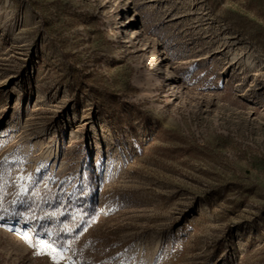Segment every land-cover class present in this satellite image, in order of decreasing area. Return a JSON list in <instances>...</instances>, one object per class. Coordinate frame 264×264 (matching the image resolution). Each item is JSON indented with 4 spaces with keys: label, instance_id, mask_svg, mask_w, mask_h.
<instances>
[{
    "label": "rangeland",
    "instance_id": "374dc122",
    "mask_svg": "<svg viewBox=\"0 0 264 264\" xmlns=\"http://www.w3.org/2000/svg\"><path fill=\"white\" fill-rule=\"evenodd\" d=\"M0 171V264H264V0H0Z\"/></svg>",
    "mask_w": 264,
    "mask_h": 264
},
{
    "label": "snow or ice",
    "instance_id": "6c2138e0",
    "mask_svg": "<svg viewBox=\"0 0 264 264\" xmlns=\"http://www.w3.org/2000/svg\"><path fill=\"white\" fill-rule=\"evenodd\" d=\"M37 171H39V169H37ZM3 175H4V172L0 171V180H2ZM15 182L19 188L20 193H25L29 190L27 185L28 184H34L37 181L35 180V178L31 174H29L27 176H25V175L17 176L15 178ZM3 191H4L3 186H2V184H0V209L3 208V204H2ZM21 199H22V197L18 194V199L12 201V203H18V202H20ZM38 243L40 245H43V247L48 250L49 255L51 256V258L54 261L57 260L58 257L60 259L65 258L63 256V251L65 250L66 245H62L61 243H58V242L45 241L43 239L39 240Z\"/></svg>",
    "mask_w": 264,
    "mask_h": 264
}]
</instances>
